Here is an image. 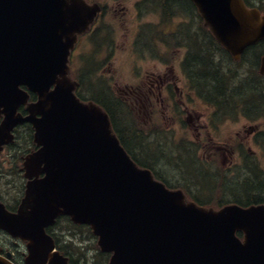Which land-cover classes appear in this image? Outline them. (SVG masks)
Wrapping results in <instances>:
<instances>
[{"label": "water", "instance_id": "95a60500", "mask_svg": "<svg viewBox=\"0 0 264 264\" xmlns=\"http://www.w3.org/2000/svg\"><path fill=\"white\" fill-rule=\"evenodd\" d=\"M192 1L235 59L264 39V15L243 0ZM98 10L85 0H0V152L27 121L38 146L24 160L18 209L0 200V228L26 242V264H71L46 230L61 216L90 226L109 264H264V204L214 209L167 187L125 150L109 114L75 93L71 51ZM22 86L38 100L28 103ZM22 104L30 115L17 112Z\"/></svg>", "mask_w": 264, "mask_h": 264}, {"label": "rangeland", "instance_id": "374dc122", "mask_svg": "<svg viewBox=\"0 0 264 264\" xmlns=\"http://www.w3.org/2000/svg\"><path fill=\"white\" fill-rule=\"evenodd\" d=\"M123 1V5L126 6L128 13H136L138 19L146 18L155 22L159 21V18L161 20L164 19L159 0H148L141 6L138 4L143 0ZM170 10L178 14L177 16H179L180 23L182 21L184 22L182 25L183 43L186 41L189 44L192 39L198 42L203 41L206 30H204L202 22L196 17L194 12L186 13L180 6L175 4H171L169 11ZM127 15L119 10L110 14V16H108L110 22L103 24V28L97 33V43L94 44L91 37H88L86 42L80 44L78 52L74 54L72 67L75 70L81 69L85 58H91L93 62L96 63L102 62V64L97 66L98 68L95 71L96 74L94 73L93 80H103V85L107 84V86H110L114 95L124 101L127 109H124L122 113L124 120H126V124L123 125H130L140 132L144 130L149 136L148 138L143 137V144L140 145L141 148L144 147L143 150L140 148L142 154L144 153V157L146 156L145 150L151 151L153 155L158 157L153 166H156V168L174 182L175 185L180 186V183H183V185L185 187L187 186L195 196L201 199L211 198L210 200L215 202L223 201L222 198L224 194L220 190V185L222 183L221 176L225 170L228 173V177L232 178L233 171L227 168H231L235 163L240 161V150H238L239 154L234 152V147H229L228 151H226V149L222 147V142L230 141V137L234 135L236 131L244 129L245 127H243V125L248 124V121L243 117L245 114L242 110L239 109L235 111L238 102L236 96L241 95L240 93L244 91L247 92L245 90L246 86L243 83L251 82V80H249L251 77L258 76L256 75L255 69L250 72L251 66H248L245 62L246 60L251 62L257 61V51L252 52L251 57L246 60L244 59L245 64H236V62L229 58L224 51H216L212 45L214 56L212 52L204 54L200 52L199 55L206 59L209 58V61L213 56L214 62H219L216 64L222 65L221 70L226 77L224 78V75L221 74H212V81L206 78L211 84L209 88L210 91H212L211 94H216L218 96L222 95V91L217 89V86H212V84L223 82H226L229 95L233 91H236L234 94L235 96L232 97L228 95L227 99H224V102L221 103L222 108L220 109L212 103L202 99L197 95L194 89V92L192 91L182 68L186 48H182L180 51L173 50L174 52L172 54L176 60L174 71L177 76H179V88H174L173 91L169 93L168 97L160 96L161 98L159 97L157 102L154 101L156 108H158V115L155 118L154 123L156 126L152 133V131H150L152 126L148 116L151 115L149 113L150 110H146L144 104L137 103L133 88H145L150 85L146 75L148 71H157L152 61L156 60L154 58H156L157 55L155 57L154 54H157L159 50L155 47V50L152 49L148 51L143 49L140 44L138 48L132 46L136 22L130 20L125 23V16ZM166 18L168 19V17ZM107 39L109 45L106 44L108 43ZM172 54L169 56H172ZM209 65L211 64L209 63ZM200 70L203 69H198L199 72H201ZM227 75H229L230 78ZM258 79L260 84H264V78L259 77ZM94 83L95 86L100 85L96 82ZM250 89L252 93L255 91V94L257 96L259 95V88ZM241 96L251 97L252 94H250L248 90L247 94L244 93ZM256 99L257 98H255V100ZM238 103L242 106L241 101ZM129 104H131L132 108ZM224 112L232 113L231 115L233 116H226ZM212 116H215V120H213ZM252 119L255 121H262L264 118L256 116ZM198 123H201L200 127L196 126ZM197 127H199V129H197ZM206 129H208V131H206ZM199 130L202 131L201 136H198ZM202 141L209 142L210 148H200ZM198 143L199 147L197 145ZM252 146L256 148L255 145ZM19 150L20 148H16L17 152H19ZM208 152L211 154L209 155ZM225 154H227L226 158ZM258 155L260 166L264 168V151L258 148ZM145 158L147 160V157ZM4 160H6L5 155L0 154V184H4V189L6 186L5 191H2L3 196L9 203H14V198L21 188L22 179L17 173L16 163L11 167H7V165L4 164ZM196 168L200 169L202 174L198 173ZM204 176L210 180V184L208 187H202L201 191L198 182L202 183V185L204 182L209 183V180ZM186 178L190 179V184H187L188 181ZM192 179L196 182V185H193L191 182ZM225 187L227 190L236 188L231 180L225 182ZM261 193L264 194V192ZM240 196L246 198L244 194ZM230 198L228 199L230 200ZM212 206L216 207L214 204ZM69 225L70 223L68 221L60 222L57 230L60 231L63 226V228H70L71 231H78L75 239L81 243L78 251L85 256L83 263L101 264L102 256L98 253L96 247L97 239L95 240L87 229L81 228L82 230H79V228L70 227ZM4 237V235L1 236L2 239H4ZM84 237L86 238L85 241ZM12 242L15 249L5 248L7 251H14L13 253L17 254L21 259L22 252L25 250V244L22 242L19 243V241Z\"/></svg>", "mask_w": 264, "mask_h": 264}, {"label": "flooded vegetation", "instance_id": "af4514ba", "mask_svg": "<svg viewBox=\"0 0 264 264\" xmlns=\"http://www.w3.org/2000/svg\"><path fill=\"white\" fill-rule=\"evenodd\" d=\"M90 4L98 3L101 6V11L97 15L94 23L91 25L90 29L83 35L79 37L78 44L76 45V49L73 52L71 61L73 60V56L76 52L79 50L80 44L86 42L88 40V37H91L95 41V38L97 36V33L99 30H101L103 27V24H106L107 22H110L108 19V16L112 14L114 11H122L125 15V23L130 20H134L136 22V30L133 35V44L132 46L134 48H138L139 44L143 49H146L148 51L155 50V47L158 48L159 52L157 54H154V56L157 57L155 61H152L154 66L156 67L154 72L148 71L147 78L149 80L150 85L148 87H139L133 88L135 92V99L137 100V103L144 104L146 110H150L149 113L151 115L149 116V122L151 123V130L152 133L154 132L153 129L155 128V118L158 115V108H156L155 102L159 100V97H168L169 93L173 91L174 88H179V76L174 71V64L176 60L173 56V50L180 51L182 48H186L189 51L190 45L185 41L183 43V30L182 25L184 22L180 23V19L177 16L176 13L169 12V1L170 0H160L159 5L162 9V14L164 16V19H160L159 21H153L146 18L138 19L136 17V13H128L126 6H124L123 0H86ZM148 1L143 0L141 2ZM190 4L193 6V2L191 0H188ZM245 4L252 9H259L264 14V0H244ZM140 3V2H139ZM195 6V5H194ZM193 6V7H194ZM197 11L196 7H194ZM198 12V11H197ZM199 14V13H198ZM168 17V19L166 18ZM200 17V15H199ZM166 18V19H165ZM201 18V17H200ZM152 26V27H151ZM203 26V25H202ZM149 27V28H146ZM204 28V27H203ZM144 29V30H143ZM205 29V28H204ZM206 30V29H205ZM211 37L212 34L206 30V34L203 37V43H204V53H209L212 50L211 47ZM261 43H258L255 46L249 47L245 50L243 53L242 58H249L252 55V52H254L253 48L258 47ZM109 45V43H106ZM113 44V40H112ZM201 44V43H198ZM262 50L260 53L256 56L257 61L251 62L249 60H246V64L248 66L254 67L257 70L255 77H251L249 80L251 82L243 83L246 87L245 90L247 92L240 93L243 95L244 93L247 94L248 90L250 91V94H252L250 103L244 102L243 99L247 98L241 95L236 96V100L242 102V106L240 103L237 102L236 110H242V112L245 114L243 117L248 121V124H244V129H239L235 132L234 135L230 137V141H223L222 147L228 151L229 147H234L236 153L239 154L240 150V157L239 162L235 163L231 168H227L229 170L233 171L232 178L228 177L227 171L224 170V173L222 174V185L225 191L229 194L235 193L238 194V199L242 202H244L245 206L251 205V204H264V194L261 192H264V168L260 166L259 162V155H258V148L264 151V119L262 121L258 120L255 121L252 118L262 117L264 118V84H260L259 77L264 78V73H260V67H261V58L264 56V45L262 44ZM227 52V51H226ZM176 53V52H175ZM172 54V56H169ZM178 54V53H177ZM186 55V54H185ZM206 60L203 56H201L200 59H197L196 61L202 64ZM239 69V68H237ZM211 74V75H209ZM252 74V73H251ZM212 73L209 72L206 78L210 81ZM224 77V76H223ZM225 78V77H224ZM215 85V86H214ZM212 86L216 87L220 91H222L223 95H212L211 102L215 104H221L224 101V97H228V89L226 82L223 83H215L212 84ZM262 91L259 92L258 96L255 94V91L252 93L251 89L259 88ZM219 87V88H218ZM191 91V89H190ZM193 91V90H192ZM133 92V91H132ZM133 92V93H134ZM194 92V91H193ZM188 94V93H186ZM235 92L230 93L229 96H235ZM237 94V93H236ZM137 96V98H136ZM160 97V98H161ZM220 98V99H219ZM255 98H257L255 100ZM37 98L31 96L30 100H36ZM155 101V102H154ZM130 107L132 108L131 104ZM19 112L25 116L29 114V111L26 109V105H21L19 108ZM148 114V113H147ZM226 116H233L227 114ZM3 119V117H0V121ZM196 126H201V123H198ZM197 127V129H199ZM133 128V127H132ZM135 129V128H133ZM137 132H135V137L137 138L136 144L142 143L140 139L143 137L141 135V132L138 129H135ZM208 131V129H206ZM33 128L30 123H23L18 124L15 126L13 133H14V142L8 145L4 146V149L2 153L4 155H8L6 157V165L7 167H11L15 162V156L22 157L19 153L18 155L15 154V147L19 146L20 148L23 146V142L25 139L29 138L32 139L33 136ZM143 134L148 138L149 136L142 130ZM202 135V131L199 130L198 136ZM199 147V143L197 144ZM252 145H255L256 148H254ZM200 148L209 149L210 143L207 141H202ZM242 149V151H241ZM210 155L211 153L208 152ZM227 157V154H225V158ZM14 158V160H12ZM18 174L21 175L20 166L17 167ZM227 180H231L234 184V189L227 190L225 187V182ZM248 184L250 186H248ZM258 188V189H255ZM263 188V189H262ZM1 191H5L4 185L0 184V194ZM257 192V193H254ZM241 194L246 195V198L240 196Z\"/></svg>", "mask_w": 264, "mask_h": 264}, {"label": "trees", "instance_id": "16d2710c", "mask_svg": "<svg viewBox=\"0 0 264 264\" xmlns=\"http://www.w3.org/2000/svg\"><path fill=\"white\" fill-rule=\"evenodd\" d=\"M180 2L178 4H181L183 1L182 0H176V2ZM188 10H186V12H188ZM193 11V10H192ZM192 39L189 42L190 45V53L188 54L186 60H185V70L187 72V74L189 75V77L191 78V80L194 83L195 88L197 89L198 93L203 97L204 100H206L207 102H211V97H212V91H210V86L211 84L209 83V81H207L206 76L208 75L209 72H211L213 75H217V74H221L224 75L222 73V65L220 64H216L219 62H214V52L211 50L213 56L211 57L210 61L209 58L204 60V62L202 64H200L199 62H197V59H200V52L203 53L204 52V43L201 41L199 43L201 44H196L193 42ZM214 49L216 51L220 50V51H224V48L214 39V37H211V43H210ZM263 44V43H262ZM261 44V45H262ZM231 58V57H229ZM232 59V58H231ZM233 60V59H232ZM221 62V61H220ZM209 63L211 65H209ZM222 64V62H221ZM198 69H203L200 70L201 72L198 71ZM83 73L80 75V82H81V90L79 91L80 96L85 99V100H93L97 103H99L101 106H103V108L108 112L113 128L115 130V132L117 133L118 137L120 138L122 144L125 146V148L127 149L128 152H130V154L133 156V158L137 161L138 164L142 165V166H146V167H151V162L149 160H146V158L142 157V150L144 147H140L141 143L136 144V142L138 141L137 138L135 137V132H137L135 129H133L130 125H123L126 124V120H124V116L122 115L124 109L126 110V106L123 100H121L119 97H116L113 93V91L111 90L110 86H107V84L103 85V82L100 83L99 86H95V83L93 82V71L94 69H92L91 67L85 66L83 69ZM253 70V69H251ZM250 70V72H251ZM229 78L230 76L227 75ZM225 77V75H224ZM226 78V77H225ZM233 78V77H231ZM89 82V83H88ZM260 92L262 91V88L259 90ZM236 92V91H233ZM223 95V94H222ZM224 99H227V97H224ZM250 99L251 97H247L245 99H243L244 102H247L248 104L250 103ZM224 102V101H223ZM215 104V103H213ZM219 107V105L221 104H215ZM222 106V105H221ZM142 135V134H141ZM140 141L142 142V138L140 139ZM142 150H141V149ZM162 178V177H161ZM163 181H165L167 183L168 186L173 187V185L165 178H162ZM248 186H250L248 184ZM258 189V188H255ZM263 189V188H262ZM22 187L20 188L17 196L14 198V203L11 204L9 203L6 198L3 195H0V197L5 200V202L8 204L9 208L14 210L16 208V206L18 205L20 198L22 196ZM228 195H234V197H238V194H235L234 192ZM223 201H226L224 198H222ZM200 200V199H199ZM237 203L239 204H245L244 202L240 201L238 198H236L235 200ZM202 203H206L204 201H201ZM222 202H220L218 205H223L221 204ZM225 204V203H224ZM64 218L68 219L65 220ZM62 220V221H61ZM64 222V221H69L70 223V227H74V228H79V230L82 229H87L91 236L95 239V237L92 234V231L90 229V227L85 226V225H77L74 224L73 222H71V220L67 217H61L59 219V223ZM59 223L55 224L54 226L49 227L47 230L49 233H51L55 240H56V244L58 249L65 254L66 256H68L70 258V262L72 264H84L83 261L85 260V256L78 251L79 245L81 244L80 242H78L75 238L77 237L78 231L74 230L71 231L70 228H62L59 230H57V227L59 225ZM82 228V229H81ZM2 234L5 236L4 239H0V252L5 251V247L9 248V247H13V242L12 239L9 238L8 235H6L5 233L2 232ZM85 237H84V241H85ZM97 250H99L97 248ZM101 256H102V263L101 264H108V260H109V254L107 253H102V252H98ZM17 262V261H16ZM18 263V262H17ZM18 264H22V262L20 261Z\"/></svg>", "mask_w": 264, "mask_h": 264}]
</instances>
